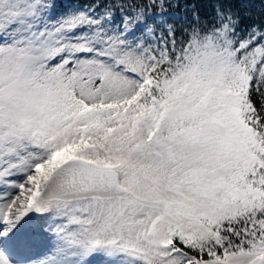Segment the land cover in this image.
Listing matches in <instances>:
<instances>
[{
  "label": "snow or ice",
  "instance_id": "1",
  "mask_svg": "<svg viewBox=\"0 0 264 264\" xmlns=\"http://www.w3.org/2000/svg\"><path fill=\"white\" fill-rule=\"evenodd\" d=\"M243 22L232 0H0V264H264Z\"/></svg>",
  "mask_w": 264,
  "mask_h": 264
},
{
  "label": "trees",
  "instance_id": "2",
  "mask_svg": "<svg viewBox=\"0 0 264 264\" xmlns=\"http://www.w3.org/2000/svg\"><path fill=\"white\" fill-rule=\"evenodd\" d=\"M98 2V0H58L60 3L73 4L75 2H81L82 5L88 6L93 5ZM244 17V22L242 27L247 28L250 25H264V0H232ZM208 12L211 9H207Z\"/></svg>",
  "mask_w": 264,
  "mask_h": 264
},
{
  "label": "rangeland",
  "instance_id": "3",
  "mask_svg": "<svg viewBox=\"0 0 264 264\" xmlns=\"http://www.w3.org/2000/svg\"><path fill=\"white\" fill-rule=\"evenodd\" d=\"M96 3H97V1H96ZM81 4H82L81 2H77V3L74 4V5H77V6H81V7H83ZM87 5L90 6L89 4H87ZM85 7H87V6H85Z\"/></svg>",
  "mask_w": 264,
  "mask_h": 264
}]
</instances>
